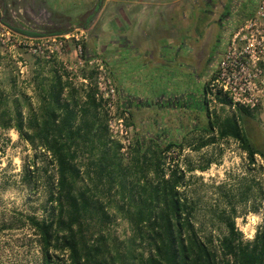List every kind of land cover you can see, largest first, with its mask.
Here are the masks:
<instances>
[{
  "label": "trees",
  "instance_id": "1",
  "mask_svg": "<svg viewBox=\"0 0 264 264\" xmlns=\"http://www.w3.org/2000/svg\"><path fill=\"white\" fill-rule=\"evenodd\" d=\"M55 62L46 61L50 79L40 86L36 104L25 96L22 104L14 98L10 113L6 98L0 95V128L14 129L34 147L46 151L55 166V184L48 195L55 212L49 220L26 216L37 236L41 264H52L57 250L66 253L62 264H264V232L244 240L233 208L225 214V232L216 242L200 236L192 221L193 202L179 190L184 173L174 165L168 177L163 176V152L178 143H154L123 165L118 144L112 146L101 123L93 91L85 92L81 100L62 64ZM39 76L41 72L34 79L42 82ZM253 114V110L237 107L233 114L211 119L206 111L204 128L213 136L198 147L216 139H233L248 163H254L256 155L264 160V150L257 146L248 125ZM82 147H87L88 155L84 171L77 163ZM112 190L119 200L117 208L127 216L132 230L125 256L118 250L112 252L104 232L109 215L102 198ZM262 194L264 199V186ZM133 246H138V252Z\"/></svg>",
  "mask_w": 264,
  "mask_h": 264
},
{
  "label": "rangeland",
  "instance_id": "2",
  "mask_svg": "<svg viewBox=\"0 0 264 264\" xmlns=\"http://www.w3.org/2000/svg\"><path fill=\"white\" fill-rule=\"evenodd\" d=\"M102 1L19 0L13 7V16L15 14L16 19L15 21L12 19V23L16 26H26L40 34L68 31L73 27H82L81 24L86 20L93 19L95 13L101 8ZM256 7L257 0H246L239 11L248 13L253 10L254 12ZM203 9H205V5L202 6ZM66 16L71 17L69 25H66ZM95 26L101 30L102 18ZM109 27L111 28V26ZM89 34L87 31V38ZM112 36L114 40L118 39L117 35L113 34ZM212 37L206 39V49L208 50L215 45ZM86 40L83 42V47ZM99 41L102 49L105 44L103 37ZM217 43L221 48L224 41ZM84 53L88 54L85 48ZM94 55L100 56L109 65L106 59L108 51L98 50ZM22 58L27 63V72L23 74V79H21L15 59L0 48V95L6 98V107L10 113L14 111V98H19L20 104H22V97L25 96L28 101L36 104L39 89L35 87V91H33L30 83L35 80L36 73L41 72V78H44L43 72L45 73V71H47L46 75L50 74L48 72L50 63H46L45 60L27 52L22 53ZM62 59L66 60L68 64L76 62L70 44L67 46L65 54L62 55ZM57 62L61 61L58 59L55 63ZM35 64L39 67L35 68ZM203 64L204 61L201 66ZM216 66L217 63L213 67L214 71ZM178 70L183 69L176 67L175 71ZM87 71V69L81 68L79 73L91 75ZM213 72L206 74V84ZM182 76L181 78L175 76L173 79L174 88L175 90L179 87L184 90L189 88L188 96L192 99H189V103L196 104L197 101L195 102L193 93L198 94L203 90V75L200 73L199 80L192 75L191 77L186 76L185 73ZM144 94L146 95V93ZM141 103L143 105L149 103L148 98L143 99ZM179 103H182V100ZM194 104L185 115L184 123L173 124L180 129H185L184 139L180 141V131L172 132L173 136H170V133L166 131L168 133L167 140L161 143V146L168 142L179 144V146H174L180 154L176 163L180 162L184 167L183 184L179 190L193 202L192 221L200 236L212 237L216 242L225 232L224 216L229 214L233 208V218L237 229L240 230L244 240H250L256 233L264 232L262 194L264 160L261 156L256 155L255 162L248 163L246 154L233 139H216L212 143L198 147L212 134L205 131L204 128L208 122L206 112L199 110ZM25 105V103L22 105L24 113L27 110ZM156 111V109H152L153 117H155ZM253 111V118L248 121L250 133L253 135V139L255 138L257 146L264 150V97L261 104ZM226 115H228L227 112L223 114L221 112L217 116L224 117ZM172 116L167 115V117ZM99 118L103 124L100 114ZM111 143L112 146L116 144L113 141ZM86 148L82 147L79 150L83 151L78 153L77 158V163L81 164L83 171L88 157ZM132 156L133 149L129 158L120 156L121 163L129 165ZM49 157L46 151L37 146L34 147L32 143L21 138L14 129L0 128V264H41L37 236L28 226L26 216L49 220L55 212H53L54 203L48 199L49 191L54 187L56 177L55 166ZM152 174L150 172L148 176L151 178ZM80 184L82 183L80 182ZM114 191L112 190L110 195L102 198V202H106L105 210L109 215L104 232L109 236L108 244L112 252L118 250L123 254L122 256H125L130 246L132 230L127 216L117 208L119 200ZM108 198L111 200L110 202ZM222 214L224 215L222 216ZM133 247V250L138 252V246ZM65 260V252L53 251L52 264H62Z\"/></svg>",
  "mask_w": 264,
  "mask_h": 264
},
{
  "label": "crops",
  "instance_id": "3",
  "mask_svg": "<svg viewBox=\"0 0 264 264\" xmlns=\"http://www.w3.org/2000/svg\"><path fill=\"white\" fill-rule=\"evenodd\" d=\"M220 1L103 0L92 21L86 20L81 24L90 33L84 44L87 55L93 56L98 50L108 51L106 59L109 65L104 62L116 84L118 103L130 114L129 124L134 133V155L154 143L161 144L166 141V131L170 136H173L171 134L175 130L180 131L179 139H184L185 129L173 124L184 123V117L194 103H189V88L184 90L179 87L175 90L173 79L175 76L181 78L183 73L191 77L189 70L184 67L188 63V57L182 52L191 44L190 35L207 33L208 19L195 12L197 6L204 2L214 4ZM252 12L253 10L243 13L230 33ZM66 17V25L71 24V17ZM100 18L101 30L95 26ZM113 34L118 36L117 40H114ZM101 37L106 44H103L102 49V45H99ZM34 67L39 66L35 64ZM176 67L183 70L175 71ZM45 73L43 72L42 82L33 80L30 83L33 91L35 87L39 89L49 83L50 75ZM199 75L197 70L194 77L199 80ZM202 81L203 90L198 94L193 93L195 102L197 101L194 105L206 112L203 102L205 75ZM73 86L78 90L77 95L84 97L81 85L76 82ZM145 98H148L149 103L143 105L141 101ZM178 100H182V103ZM152 109L157 110L155 117L151 114Z\"/></svg>",
  "mask_w": 264,
  "mask_h": 264
},
{
  "label": "built area",
  "instance_id": "4",
  "mask_svg": "<svg viewBox=\"0 0 264 264\" xmlns=\"http://www.w3.org/2000/svg\"><path fill=\"white\" fill-rule=\"evenodd\" d=\"M87 38L84 27L50 34H26L12 30L0 20V48L9 53L19 67L21 79L27 72L22 53H30L48 62L59 59L67 80L82 87L83 96L88 90L98 105V112L110 141L118 144V152L129 158L133 149V128L129 124V111L118 103L117 87L104 60L97 55H84L83 42ZM71 45L76 62L68 64L62 59ZM81 68L90 72L79 73ZM264 97V0H257V7L229 37L227 47L217 62L204 92L206 111L213 117L227 112L233 114L237 107L256 109ZM84 97L81 98L83 100ZM179 151L170 147L163 152V176L177 165Z\"/></svg>",
  "mask_w": 264,
  "mask_h": 264
},
{
  "label": "flooded vegetation",
  "instance_id": "5",
  "mask_svg": "<svg viewBox=\"0 0 264 264\" xmlns=\"http://www.w3.org/2000/svg\"><path fill=\"white\" fill-rule=\"evenodd\" d=\"M19 0H0V20L4 22L8 27L16 32L20 30H30L26 26H16L12 23V19L15 21V14L13 16V7L16 6ZM246 0H221L211 4L210 2H204L197 6L196 13L202 15L208 19V29L205 34H198L196 36L190 35L189 39L191 44L183 50L185 57H188V63H185V69H188V73L194 76L195 72H199L204 76L208 72H213V67L217 63L219 57L225 50L229 35L233 26L242 17V12L239 11ZM205 5V9L202 10V6ZM203 11V12H202ZM194 12V13H195ZM213 36V37H212ZM212 37L215 45L209 50L206 49L208 38ZM220 48L217 42H223ZM204 61L203 66H201ZM204 94V92H203ZM204 100V96H203ZM205 104V100L203 101Z\"/></svg>",
  "mask_w": 264,
  "mask_h": 264
}]
</instances>
